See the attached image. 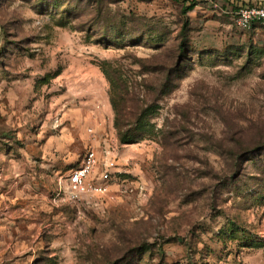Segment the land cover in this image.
I'll use <instances>...</instances> for the list:
<instances>
[{"label": "rangeland", "instance_id": "374dc122", "mask_svg": "<svg viewBox=\"0 0 264 264\" xmlns=\"http://www.w3.org/2000/svg\"><path fill=\"white\" fill-rule=\"evenodd\" d=\"M197 1L0 0V264H264V27ZM186 21L162 136L120 143L102 63L142 100ZM89 149L111 194L70 202Z\"/></svg>", "mask_w": 264, "mask_h": 264}, {"label": "trees", "instance_id": "16d2710c", "mask_svg": "<svg viewBox=\"0 0 264 264\" xmlns=\"http://www.w3.org/2000/svg\"><path fill=\"white\" fill-rule=\"evenodd\" d=\"M174 1L182 4L181 12L183 15H187L199 3L197 0ZM241 4L250 6L252 2L243 1ZM134 25L136 24L131 25L130 29H133ZM187 26L188 22L186 21L184 31L177 35L178 44L170 49L171 52L165 62L156 63L151 60L146 65V72L149 74L160 73V76L156 85H152L146 80L147 82L144 85L148 93L142 97V100H140V96L136 92L130 90L128 81L122 79L119 70L112 66L111 62L104 61L102 63V71L111 83L110 100L115 111L114 125L117 129L120 143L131 144L140 139L162 136L163 130L157 127L154 120L158 117V103L175 90L177 74L182 69L185 60L191 56L192 47L189 45ZM255 28L257 26H254L251 30ZM144 38L146 39V35L141 37L142 40ZM163 46L165 44L161 43L156 48L159 49ZM259 147L264 148V140L257 143L253 148L243 147L240 150H236V154L233 153V158L242 160L243 155L250 153L256 148L259 149ZM235 166H239V163Z\"/></svg>", "mask_w": 264, "mask_h": 264}, {"label": "built area", "instance_id": "2783aa9c", "mask_svg": "<svg viewBox=\"0 0 264 264\" xmlns=\"http://www.w3.org/2000/svg\"><path fill=\"white\" fill-rule=\"evenodd\" d=\"M216 7H219L217 4ZM231 14L237 28L248 31L254 26L264 27V3L253 2L250 6L237 4L234 8L225 9ZM94 132L93 128H89ZM99 159L95 150L89 149L79 165L70 171L65 182H59L58 196L63 195L68 201H79L85 195L108 196L111 194L108 182L98 181L95 169Z\"/></svg>", "mask_w": 264, "mask_h": 264}, {"label": "crops", "instance_id": "0c3cea01", "mask_svg": "<svg viewBox=\"0 0 264 264\" xmlns=\"http://www.w3.org/2000/svg\"><path fill=\"white\" fill-rule=\"evenodd\" d=\"M243 1H247V2L250 1V2H252V3H253V2L264 3V0H242L241 3H242ZM241 3H240V2H238V3L235 2V3L232 4V7L230 6L229 8H234L237 4L239 5V4H241ZM96 178H97V175H96ZM97 179H98V178H97Z\"/></svg>", "mask_w": 264, "mask_h": 264}]
</instances>
